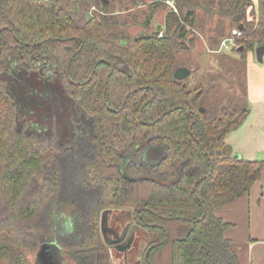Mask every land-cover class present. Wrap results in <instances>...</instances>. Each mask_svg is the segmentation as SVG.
<instances>
[{
  "label": "trees",
  "instance_id": "obj_1",
  "mask_svg": "<svg viewBox=\"0 0 264 264\" xmlns=\"http://www.w3.org/2000/svg\"><path fill=\"white\" fill-rule=\"evenodd\" d=\"M172 1L163 29L131 38L122 0H0V261L55 242L68 264H107L101 213L128 209L147 264H242L215 211L264 172L227 143L249 107L174 74L199 7L232 20L246 64L264 45V0Z\"/></svg>",
  "mask_w": 264,
  "mask_h": 264
},
{
  "label": "rangeland",
  "instance_id": "obj_2",
  "mask_svg": "<svg viewBox=\"0 0 264 264\" xmlns=\"http://www.w3.org/2000/svg\"><path fill=\"white\" fill-rule=\"evenodd\" d=\"M94 3V0H92ZM172 1V0H171ZM173 2V1H172ZM256 10L258 0H253ZM123 4V7L119 6ZM174 4V3H173ZM115 15L120 22H127V27H122L126 31V36L133 38L142 32H152L159 28L163 29L170 11L165 1V7L162 5L159 9L152 11L149 3L132 5L130 0H122L117 3ZM99 6L93 4L89 10L90 14L98 12ZM151 12L152 19L149 26H146L145 20ZM136 18V22L133 20ZM134 22V24H133ZM132 24V25H131ZM236 26L230 18L220 15H211L210 12L198 8L195 17V25L189 28L188 40L193 38L194 43L187 45L188 49L179 51L177 57V68H186L191 71L186 79L190 88L209 86L208 97L212 96L234 100L241 107H249L247 98L248 80L264 85V61L259 63L256 57V51H252L247 58L246 64L235 51L230 43L229 48H222L224 39L232 38V32ZM163 35V30L160 37ZM238 43L240 41L238 39ZM240 48V47H239ZM238 50V49H237ZM253 62L251 61V59ZM254 64V66L251 64ZM42 76V75H41ZM38 76L40 80L43 77ZM46 78V82H47ZM206 86V87H205ZM218 95V96H217ZM208 106V105H207ZM162 157L160 149L148 154L147 159L151 163H156ZM175 223V221H171ZM189 226V225H185ZM141 246V245H140ZM242 264H251V258L246 253L244 245H236ZM27 264H35V252L26 256ZM0 264H18L13 260L3 258Z\"/></svg>",
  "mask_w": 264,
  "mask_h": 264
},
{
  "label": "crops",
  "instance_id": "obj_3",
  "mask_svg": "<svg viewBox=\"0 0 264 264\" xmlns=\"http://www.w3.org/2000/svg\"><path fill=\"white\" fill-rule=\"evenodd\" d=\"M247 98L248 117L239 129L228 136L227 143L236 155L246 160L264 161L263 82L248 80ZM215 215L230 224L224 237L236 245L246 246L251 264H264V172L250 193L218 208Z\"/></svg>",
  "mask_w": 264,
  "mask_h": 264
},
{
  "label": "flooded vegetation",
  "instance_id": "obj_4",
  "mask_svg": "<svg viewBox=\"0 0 264 264\" xmlns=\"http://www.w3.org/2000/svg\"><path fill=\"white\" fill-rule=\"evenodd\" d=\"M100 232L103 241H104V235H103L104 232L106 238L113 243L110 246L107 245L108 246L107 264H147L146 254L144 255V250L146 248V245L148 244V239H149L148 236L149 234L147 233L148 230L144 227V225L138 224L136 215L132 210L121 209V211L113 212L111 215L107 217L104 230H102L101 220H100ZM131 239H133L134 242L130 247V249H126L124 252H119L116 250V247L118 246H127L128 242ZM48 243H52V242H48ZM42 245H40L37 251L35 252V264H36L37 254L40 248L42 247ZM61 255L64 257V261L62 264H68L67 257L65 256L62 247H61ZM51 264H57V259L55 258L51 262Z\"/></svg>",
  "mask_w": 264,
  "mask_h": 264
},
{
  "label": "water",
  "instance_id": "obj_5",
  "mask_svg": "<svg viewBox=\"0 0 264 264\" xmlns=\"http://www.w3.org/2000/svg\"><path fill=\"white\" fill-rule=\"evenodd\" d=\"M71 11L73 12V14L76 13V7L74 5V3H71ZM243 28V26H239V29L241 30ZM256 57H257V60L259 63H263L264 61V45L262 46H258L256 49ZM191 74V71L186 69V68H178L174 74L175 78L177 80H180V81H183L185 79H187ZM204 111V110H202ZM132 155V153L129 154V156L124 160V163L127 162V160L129 159V157ZM236 157H239V156H236ZM117 210H111V209H108V210H105L101 213V227H102V230H104V227H105V223H106V220H107V217L109 215H111L113 212H116ZM103 235H104V242L106 245L110 246L112 245L113 243L110 242L104 232H103ZM123 240V239H122ZM120 240V241H122ZM134 240L131 239L127 246H118L116 247V250L119 251V252H124L126 249H130V247L132 246ZM57 259V264H62L63 261H64V257L61 255V247L55 243V242H52V243H46V244H43L42 247L40 248L38 254H37V258H36V264H51V262L54 260V259ZM103 264V263H101Z\"/></svg>",
  "mask_w": 264,
  "mask_h": 264
},
{
  "label": "built area",
  "instance_id": "obj_6",
  "mask_svg": "<svg viewBox=\"0 0 264 264\" xmlns=\"http://www.w3.org/2000/svg\"><path fill=\"white\" fill-rule=\"evenodd\" d=\"M166 4L168 5L171 12H175V13L178 12L171 0H167ZM240 37H241V32L237 29L233 30L232 38L223 40L221 47L229 48V43H230L231 47L234 50L238 49L240 47V44L238 43V39H240Z\"/></svg>",
  "mask_w": 264,
  "mask_h": 264
}]
</instances>
